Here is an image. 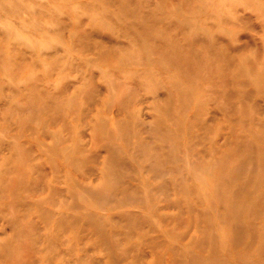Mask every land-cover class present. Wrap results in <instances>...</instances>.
<instances>
[{
    "label": "rangeland",
    "instance_id": "374dc122",
    "mask_svg": "<svg viewBox=\"0 0 264 264\" xmlns=\"http://www.w3.org/2000/svg\"><path fill=\"white\" fill-rule=\"evenodd\" d=\"M0 264H264V0H0Z\"/></svg>",
    "mask_w": 264,
    "mask_h": 264
}]
</instances>
